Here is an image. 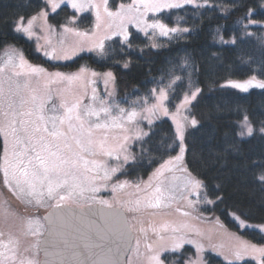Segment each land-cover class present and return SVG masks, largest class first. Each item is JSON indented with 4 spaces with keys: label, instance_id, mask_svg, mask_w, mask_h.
<instances>
[{
    "label": "trees",
    "instance_id": "trees-1",
    "mask_svg": "<svg viewBox=\"0 0 264 264\" xmlns=\"http://www.w3.org/2000/svg\"><path fill=\"white\" fill-rule=\"evenodd\" d=\"M127 1L109 0V6L115 8ZM199 1V6L183 5L161 14L163 22L169 27L177 26L180 31L157 49L148 47L147 38L131 29L126 42L117 37L104 40L103 55L88 52L57 64L45 60L34 50L32 42L12 30L17 17H31L45 8V1L0 0V51L6 45L17 46L28 61L46 68L109 70L115 79L116 99L123 106L135 98L149 97L153 88L176 77L179 79L170 92L169 108H174L189 89H199L188 111L197 123L187 125L185 130L186 168L202 181L206 197L213 200L205 210L227 229L262 244L264 233L241 229L230 214L248 222L264 223V183L258 179L264 174V134L259 132L264 126V89L241 92L219 85L227 79L250 76L264 80V26L248 24L249 20L264 22V0ZM75 15L70 7L62 5L55 13H49L48 20L59 26ZM74 24L88 31L93 26V15L83 12ZM185 28L188 31H183ZM221 36L227 43L221 42ZM230 39L235 43L229 42ZM245 115L254 132L242 138L238 135V121ZM140 147V155L123 171L128 179L148 175L177 153L171 122L166 118L156 120ZM188 250L185 248L183 252ZM183 252L172 256L179 259ZM169 256L166 253L163 257L167 260ZM206 257L209 264H228L209 252ZM239 264L256 263L246 259Z\"/></svg>",
    "mask_w": 264,
    "mask_h": 264
},
{
    "label": "rangeland",
    "instance_id": "rangeland-1",
    "mask_svg": "<svg viewBox=\"0 0 264 264\" xmlns=\"http://www.w3.org/2000/svg\"><path fill=\"white\" fill-rule=\"evenodd\" d=\"M45 1V0H44ZM92 3L100 5V14L101 21L99 29L96 28L97 20L95 15L94 8H88L83 12H90L93 15V26L88 30H80L78 29L74 22L76 21L78 15L83 12H76L72 9L76 15L73 16L70 21L63 25H52L48 16L47 19L38 18L34 22L33 27V36L29 39L28 36L24 33L22 34L27 40L32 42L34 50L39 53L45 60H50L51 62L57 64H64L74 57L83 54L92 52L96 55L99 54L98 50H89L91 45L99 41L101 37L108 36L110 38L117 37L124 41L123 36L120 34L112 35L113 32L119 33V30L113 25L111 29L108 28L109 18L104 13V0H92ZM132 0H128L127 2L119 3L115 8H111L109 6V0H107V7L110 11H117L121 4L128 5L131 4ZM199 0H194V4H184V5H199ZM62 5H67L61 4ZM68 6V5H67ZM69 7V6H68ZM264 7V5H263ZM45 10L49 13H52L50 7L45 8ZM169 9H163L158 13H147L146 16L142 17L147 23H152L154 20H160L162 23L167 25L161 19V14L164 11ZM35 15V14H34ZM33 16V15H32ZM28 18H24V23H27ZM249 20L248 24H260L264 26V22H256L251 23ZM70 27L74 28L76 31L87 33V36L78 37L74 34L64 33L63 28ZM128 37L130 35V30H136L137 32L142 33L147 38L148 47H152L154 49L159 48L162 42L167 41L168 39L174 37L179 33V31L175 33H169V35H161L158 29L148 28L146 31H142L140 27L136 26V23H128L126 25ZM168 28H173L169 27ZM178 28L177 26H174ZM93 33L95 35L93 36ZM128 39V38H127ZM64 41L62 44L61 41ZM106 40V39H105ZM234 39H230L229 42H232ZM153 44L156 47H153ZM39 46V50H38ZM73 47H78V50L73 55L71 49ZM49 52L52 53V56H47L44 53ZM67 53V59L64 58H54V57H63ZM20 55H23L24 60L26 61L23 66H21V61L19 59ZM9 57H12V64H6ZM15 65V66H13ZM0 66L5 68L3 73H0V79L8 80L10 78L11 86L13 89H16L17 85H19L20 94L27 97L29 96L33 90L41 96L46 103L47 109H52L55 107L58 112L57 114H63V108H61L62 103L72 104L77 99H80L82 105H87L92 103L93 89H95V94L97 96V101L95 103V107L99 108V100L108 101L112 107V116L119 115V109L123 108L126 111H131L135 109L139 115L136 120L132 124H128L124 122V128H109V129H97L93 133V138L97 141L104 140L107 138V146H115L117 144H125L127 146V154L129 156V160L127 163L123 160V153H121L120 159V171L113 175L112 179L109 181H103L97 179L95 181H90L85 179V175L88 177L93 176H103V171L99 172H89L83 173V165L81 163L79 172L76 173V178L73 179V176H61L60 179L68 180L69 185H78L74 190V194L71 198L61 201V203L65 202L71 205H85V204H100L97 201L107 200L113 206L122 208L128 217L129 225L134 233V241L130 250V253L127 257V264H155V261L151 260V257L158 256L161 264H186L187 261H198L199 264H209L207 261V253H212L216 257H218L221 262L228 263L229 261L232 264H239L243 260L249 259L254 261L256 264H259V256L254 255L251 252H244L243 246L245 244L248 245H256L257 247H264V243L257 244L248 240L241 236L238 232L227 229L222 226L218 219L212 214L208 213L205 208L209 207L213 200L206 197L203 189V185L199 189H194L191 184H189V170L186 168L184 159L181 164H177L172 171H168L167 169L163 172V177L161 179L164 180V186L168 188L170 191L164 197V199L160 202V204L156 207L150 206L151 204H155L154 198V190L158 184V180L154 177V173L158 169H160L161 165H163L170 158L177 156L180 153L181 141L177 138L176 135V124L173 120V116L175 115L176 119L180 121L184 125V147H185V130L187 125L194 126L191 121L194 119L193 117L188 115L189 107L193 102L191 96L192 93L197 90L189 89L185 94L188 95L190 101L184 107L180 108L177 111L178 106L184 100L185 94L181 100L176 103L174 108L168 107V99L170 96V92L172 90L173 84L172 81H169L166 85L160 86L157 88H165L167 92V99L164 101L165 107L168 109V115H164L162 112H157L153 115L151 112L146 109L149 108L152 104L156 103L155 97L152 95V91L149 97L143 98H135L132 101H129L127 105L120 104L116 99V87H115V79L114 75L111 71H96L90 68H84L86 71L84 73L83 80H77L69 83L67 80H59L56 78L55 74L60 73L63 76H71L78 74L80 69L66 71L60 69H52L46 68L38 64L31 63L26 59L22 50L14 45H6L0 51ZM38 67L43 69L42 73H32L31 68ZM95 72L97 75L93 76L92 73ZM111 73L110 77H107L105 74ZM18 74V75H17ZM252 76L246 79H227L224 80L219 86L226 85L227 81H236V82H244L250 79ZM257 80L264 81L256 77ZM107 80V83L105 82ZM91 81V83H89ZM176 81V79H175ZM171 84V87L169 85ZM8 84L6 83L5 87ZM228 88H232L231 86H224ZM257 88L255 86L250 87V89ZM152 89V90H153ZM260 89V88H259ZM199 93V92H198ZM197 93V94H198ZM197 96V95H196ZM147 100V103H145ZM48 115H52L51 111L47 112ZM101 123L104 122V119H108L101 114ZM161 118L168 119L173 125L174 136L178 143V151L175 155L168 157L158 166L152 169L148 175L144 177H140L137 179H128L123 175V171L125 170V166L129 163L134 162L135 158L140 155L141 147L140 144L143 139L148 135L153 123ZM244 118V117H243ZM243 118L238 121L239 132L241 131V121ZM95 121V117L91 118ZM151 120V124L149 121ZM74 125H77L76 121H73ZM251 124V123H250ZM78 126V125H77ZM253 127L254 132V126ZM51 127V125H49ZM63 130H67V124L63 126ZM259 132L260 128H259ZM142 133H147V135H142ZM264 134V133H263ZM78 135V133H69V143L72 144L73 151L77 152L80 155L84 156V159H97L107 161L109 166H115L116 160L114 157L107 156H97V157H89L86 154L80 153V150L76 148L75 142L71 140V136ZM140 136L137 139V136ZM247 132L245 130V134L240 136L242 138L248 137ZM125 137L128 139L125 140ZM3 136L0 135V157L3 155ZM185 154V152H184ZM91 165H89L90 167ZM181 168H186L187 171H182ZM191 174V173H190ZM191 177L197 181H202L195 175L191 174ZM151 178V179H150ZM149 183L151 186L149 187ZM124 184L123 188H117L115 193L113 192V186ZM137 185L139 188H137ZM91 187H98L100 190L98 192H92L90 190ZM80 188L85 189L81 194ZM0 194L2 196V200H0V208H6L10 213L6 218L0 217L2 220L0 223V231L5 232L4 239L7 240L8 233H11L13 237H19L20 239V252L24 253V249L28 248L30 245L35 244L37 240H40L43 232H44V222L42 219L43 212L49 207L56 205L58 202L57 199L48 200L45 199V202L42 206H37L35 202L27 203L26 201L29 199L27 195L20 193H13L9 189L8 186L4 185V176L3 171L1 170L0 177ZM61 195H67L69 188L65 187L59 190ZM198 193V195H197ZM137 201H139V206L137 205ZM191 201V203H190ZM207 201H212V203H208ZM169 204L170 206H176L177 208H164L162 205ZM102 205V204H100ZM14 214H13V213ZM187 213V215H185ZM16 214V215H15ZM230 216L238 223L241 229L243 228H251L256 229L262 233L261 226H264V223H252L246 220H243L235 213H231ZM28 219H32L38 221V226L36 224L33 225L34 228L38 227L40 235L37 237L32 236H24L22 235L23 230L27 226ZM241 221L244 222V226H241ZM165 225H167V229H165ZM183 225H188V228H182ZM177 227L181 228L184 233V243L181 244L178 250H173V245L176 242V237L179 236V233H173L172 228ZM194 241V243H188L187 241ZM197 245L200 246V252L197 253ZM185 248L189 250L183 252ZM243 253L240 259H236V252ZM182 253V257L172 256L173 254ZM169 254V258L166 260L163 256L165 254ZM26 258H30L36 261L38 264V260L40 254L38 252V246L34 248H30L28 253H25ZM179 260V261H178Z\"/></svg>",
    "mask_w": 264,
    "mask_h": 264
},
{
    "label": "snow or ice",
    "instance_id": "snow-or-ice-1",
    "mask_svg": "<svg viewBox=\"0 0 264 264\" xmlns=\"http://www.w3.org/2000/svg\"><path fill=\"white\" fill-rule=\"evenodd\" d=\"M67 4L69 7L74 9L76 12H83L88 8L95 9L96 15V28L99 29L100 21L102 19L100 14V5L92 3V0H45V8L50 7L52 12L55 13L61 4ZM184 4H194V0H132L131 4L124 5L121 4L117 11H110L107 7V0H104V13L109 18L108 28L111 29L113 25L119 30V33L113 32L112 35L120 34L123 36L126 42L128 38V32L126 25L128 23H136L137 27L144 25L141 28L142 31H146L148 28L158 29L161 35H169V33H175L180 31L178 28H168L167 25L162 23L160 20H154L152 23H147L142 17L146 16L147 13H158L163 9H175L180 8ZM199 6V5H197ZM45 8H41L35 15L31 16L27 23H24V17H17L12 23V30L17 33H24L30 39L33 36L34 22L38 18L47 19L48 12ZM252 12L249 10V17ZM255 23V21H250ZM64 33L74 34L78 37L87 36V33H82L76 31L74 28L64 27ZM183 31H188V29H183ZM95 33H93V36ZM110 39L108 36L101 37L99 41L94 42L91 45V50H98L99 54L103 55L105 50L104 40ZM221 42L227 43L220 37ZM63 44L64 41L62 40ZM235 43V40L232 41ZM153 47H156L153 44ZM39 50V46H38ZM78 50V47H73L71 49L72 54ZM47 56H52V53L45 52ZM54 58H69L67 53L63 57ZM21 61V66L26 63L23 55L19 57ZM6 64H12V57H9ZM15 66V65H13ZM127 66V64L125 65ZM5 68L0 66V73H3ZM44 70L38 67L31 68L32 73H42ZM85 69L81 68L80 72L71 76H63L60 73H56L55 76L59 80H67L69 83L77 80L84 79ZM18 75V74H17ZM93 76L97 75L95 72L92 73ZM107 77L111 76V73L105 74ZM175 79H179L176 77ZM175 79L172 83H175ZM107 83V80L105 81ZM6 83L8 84L5 87ZM91 83V81H89ZM232 88L240 89L242 91H247L250 87H257L264 89V81L257 80L255 76L244 82L227 81L226 85ZM171 87V84L169 85ZM199 92L197 89L192 93L191 98L194 99ZM152 95L155 97L156 103L152 104L146 110L155 115L157 112H162L164 115H168V109L164 105V101L167 99V92L165 88H160L152 90ZM97 96L95 94V89H93L92 103L87 105H82L80 99H77L74 103H62L61 108H63V114H57L58 110L53 107L52 109L46 108L45 100L39 96L35 90L25 97L20 94L19 85L16 89L11 86L10 78L8 80L0 79V135L3 136V155L0 157V170L3 171L4 185L8 186L13 193L25 194L29 199L27 203H32L33 201L37 206H42L45 199L48 200L57 199L58 202L54 205L55 208L59 209L61 207L60 202L69 199L73 196L74 190L79 187L78 185H69L68 180H61L60 177L73 176L76 178V173L80 170V165H83V173L89 172H99L103 171V176H93L88 177L85 175V179L90 181H95L97 179L103 181H109L112 179L113 175L120 171V159L121 153H123V160L125 163L128 162L129 156L127 154V146L125 144H117L115 146H107V138L104 140L97 141L93 138V133L97 129H109V128H124V122L132 124L139 113L133 109L131 111H126L123 108L119 109L118 116H112V107L108 101L99 100V108L95 107L97 101ZM190 98L185 94L184 100L178 106L177 111L180 108L188 104ZM147 103V100H145ZM51 111L53 114L48 115L47 112ZM108 118L104 119L101 123V114ZM95 117V121L91 118ZM173 120L176 124V135L181 141L180 153L170 158L160 169L154 173V177L158 180V184L154 190V198L156 203L150 206L156 207L164 199V197L169 193V189L164 186L163 172L165 169L172 171V169L177 165L181 164L184 159V125L178 121L173 116ZM73 121L77 122V125L73 124ZM151 124V120L149 121ZM193 125L197 123L195 119L191 121ZM67 124V130H63V126ZM51 125V127H49ZM252 135L253 127L249 122V117L244 116L241 121V131L238 135L243 136L245 134ZM261 133H264V126L260 128ZM78 133V135L71 136V140L75 142V146L80 150V153L86 154L89 157L97 156H107L114 157L116 160L115 166H109L107 161L97 160V159H84L83 155L78 154L73 151L72 144L69 143V133ZM142 135H147V133H142ZM140 136H137L139 139ZM128 138L125 137V140ZM89 165H91L89 167ZM182 171H187L186 168H181ZM189 184L194 189H199L202 187L200 181L195 180L191 177L189 173ZM151 179V178H150ZM258 179L261 183H264V174H261ZM151 184L149 183V187ZM69 188L67 195H61L60 189ZM123 188L124 184L114 185L113 192L117 188ZM137 188L139 186L137 185ZM92 192H98L100 189L98 187H91ZM85 189L80 188L81 194ZM198 195V193H197ZM102 204L105 208L111 209L113 205L107 200L97 201ZM212 203V201H207ZM139 201L137 205L139 206ZM191 203V201H190ZM10 213L6 208H0V216L7 217ZM187 215V213H185ZM46 219H52V217H47ZM241 226H244V222L241 221ZM38 226L39 222L28 219L27 226L23 230L22 235L37 237L40 235L39 228H34L33 225ZM126 222L122 221V217L119 213L111 214L110 221V231L112 234L111 243L115 246L106 247L103 244H97L95 247L99 248V252L91 251L89 245H85V249L88 252L87 259L93 260V264H119L118 257L122 250L128 246V234L125 226ZM167 229V225L164 226ZM188 225H183L182 228H188ZM173 233H179L176 237V242L173 245V250H178L182 243H184V233L181 228L173 227ZM261 231H264V226H261ZM5 232L0 231V264H36V261L26 258L25 253H28L30 248L39 246L40 241L37 240L35 244L30 245L28 248L24 249V253L20 252V239L19 237H13L11 233H8L7 240L4 239ZM103 239V237H102ZM188 243H194V241H187ZM244 252H251L254 255L259 256V264H264V247H257L256 245L245 244L243 246ZM45 256L50 255L47 246H45ZM200 252V246L197 245V253ZM243 253L236 252V259H240ZM53 255L59 256L60 260L56 264H79V257L84 255L83 253L77 251L76 249L71 250L69 253V258L66 259L62 252H56ZM151 260L155 261V264H161L158 256L151 257ZM186 264H199L198 261H187ZM229 264H232L229 261Z\"/></svg>",
    "mask_w": 264,
    "mask_h": 264
},
{
    "label": "water",
    "instance_id": "water-1",
    "mask_svg": "<svg viewBox=\"0 0 264 264\" xmlns=\"http://www.w3.org/2000/svg\"><path fill=\"white\" fill-rule=\"evenodd\" d=\"M114 213H119L122 221L126 222L128 246L122 250L118 260L119 264H127V257L134 241V233L129 225L127 214L120 207L113 206L108 209L95 203L81 206L61 204L59 209L53 205L43 212L45 230L38 246L40 254L38 264H56L60 260L59 256L53 255L56 252H62L68 259L73 249L84 254L79 257V264H93V260L87 259L88 252L85 245H89L93 252L100 251L95 247L97 244H103L105 248L115 247L111 243L110 231L111 214ZM50 216L51 220L46 219ZM45 246L50 253L48 257L45 256Z\"/></svg>",
    "mask_w": 264,
    "mask_h": 264
},
{
    "label": "flooded vegetation",
    "instance_id": "flooded-vegetation-1",
    "mask_svg": "<svg viewBox=\"0 0 264 264\" xmlns=\"http://www.w3.org/2000/svg\"><path fill=\"white\" fill-rule=\"evenodd\" d=\"M63 203H65V202H63ZM12 213H13V212H12ZM13 214H14V213H13ZM15 215H16V214H15ZM0 217H2V216H0ZM1 221H2V220L0 219V223H1Z\"/></svg>",
    "mask_w": 264,
    "mask_h": 264
}]
</instances>
